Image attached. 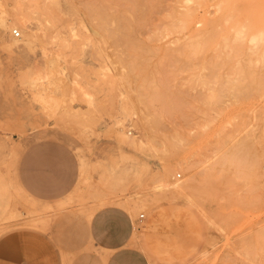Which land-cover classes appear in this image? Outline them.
<instances>
[{"label": "rangeland", "instance_id": "374dc122", "mask_svg": "<svg viewBox=\"0 0 264 264\" xmlns=\"http://www.w3.org/2000/svg\"><path fill=\"white\" fill-rule=\"evenodd\" d=\"M200 5L0 0V207L18 215L0 219V229H23L14 224L20 211L36 210L29 215L49 220L46 233L58 235L68 264H93L98 252L80 211L117 204L137 220L175 205L196 215L201 245L177 262L152 256V264H264V41L252 56L247 42L237 52L232 37L207 45ZM188 7L196 19L180 28ZM248 29L264 35L260 25ZM234 142L256 159L255 178L244 155L236 169L220 166ZM163 172L169 181L196 172L194 187L154 193ZM108 195L127 203L98 202Z\"/></svg>", "mask_w": 264, "mask_h": 264}, {"label": "crops", "instance_id": "0c3cea01", "mask_svg": "<svg viewBox=\"0 0 264 264\" xmlns=\"http://www.w3.org/2000/svg\"><path fill=\"white\" fill-rule=\"evenodd\" d=\"M27 196L32 197L29 193ZM31 212L36 210L20 211L25 216L14 223L23 229H0V264H68L67 252H61L58 235L54 239L46 233L49 220L29 215ZM16 216L15 209L8 204L0 207L1 220L10 222ZM80 221L88 240L97 248L93 264H152V256L177 262L191 256L202 241L196 215L175 205L158 207L148 218L136 220L125 207L109 204L92 212L80 211ZM138 222L141 225L136 231Z\"/></svg>", "mask_w": 264, "mask_h": 264}, {"label": "bare ground", "instance_id": "6f19581e", "mask_svg": "<svg viewBox=\"0 0 264 264\" xmlns=\"http://www.w3.org/2000/svg\"><path fill=\"white\" fill-rule=\"evenodd\" d=\"M201 5L200 6H204L205 7V10L203 11V16L201 18V23H202V27L204 28L205 30V33H206V36H205V42H209V41H213V40H216V41H222V42H227V45H228V40L232 37L234 38V40L239 44L238 47H240L239 50H237V52L239 51H243V48L241 45L245 44L246 42L249 43V50H252L250 52H253L251 53V56L252 54H254L255 52V49L254 47L255 46H259V48L261 47L260 46V43H262V41H264V35H261V34H250V35H246L244 34L245 30L247 31V28H249V32H250V29L251 28H255V27H258L259 25L262 26L264 28V0H197ZM210 1H212L214 6H215V14H212L211 16V13L210 11L208 10L209 8L206 9L207 5H211L209 4ZM198 4V3H197ZM199 6V7H200ZM198 9V8H196ZM204 9V8H203ZM208 12L210 13V15H208ZM175 16V14H174ZM179 16V14H178ZM177 16V17H178ZM181 16V15H180ZM195 16V10L194 8L192 9V7H188L186 9V11H184L182 13V16L180 17V24H181V27H189L191 24H192V21H193V18ZM176 17V16H175ZM2 19V18H1ZM0 19V25L1 26H4L5 25V22L3 20ZM196 19V18H195ZM198 19V18H197ZM199 21V20H198ZM197 22V21H196ZM175 23H177L175 21ZM174 23V24H175ZM198 23V22H197ZM173 24V23H171ZM179 23H177L178 25ZM193 28H197L195 27V24H193ZM180 26V25H179ZM173 27V26H172ZM201 27V26H200ZM175 28V26H174ZM230 28H235L236 30V33H232V35L235 34V36H232L231 34H229L230 32ZM246 28V29H245ZM189 29V28H188ZM191 29V28H190ZM224 30V32H222L221 30ZM244 29V30H243ZM199 31V30H198ZM196 30V32H198ZM233 31V30H232ZM233 31V32H235ZM244 31V32H243ZM261 32V31H259ZM264 34V31H262ZM200 33V32H199ZM247 33V32H245ZM256 33V31L254 32ZM192 35V34H191ZM194 35V34H193ZM198 38L200 39L201 37V33H200V36L197 35ZM195 37V36H194ZM196 38V37H195ZM201 40V39H200ZM199 40V41H200ZM203 40V39H202ZM224 40V41H223ZM233 40V41H234ZM204 41V40H203ZM231 41V40H230ZM198 42V41H197ZM221 42V43H222ZM224 42V44H225ZM232 42V41H231ZM202 43V42H201ZM214 43V42H213ZM233 43V42H232ZM203 44V43H202ZM218 45L220 44L219 42L217 43ZM236 44V43H235ZM200 45V43H199ZM207 45H209V43H207ZM234 45V44H233ZM202 46V45H201ZM204 46V45H203ZM226 46V45H225ZM209 47V46H208ZM226 47H229V46H226ZM225 47V48H226ZM237 47V46H236ZM235 47V48H236ZM237 47V48H238ZM202 48V47H201ZM218 48V47H217ZM234 46L232 47V49H235ZM258 48V49H259ZM215 49V47H214ZM219 49L218 48V52H219ZM217 50V49H216ZM230 50V48H229ZM231 54H228L227 57H229L230 55L232 56L233 53H234V50H231ZM223 52V51H222ZM225 52V51H224ZM228 52V51H227ZM230 52V51H229ZM228 52V53H229ZM236 52V51H235ZM258 51H256V54H257ZM264 53V52H263ZM220 54V52L218 53ZM225 54V53H223ZM222 54V55H223ZM248 54V53H247ZM262 54V53H261ZM209 55V54H208ZM238 55V54H237ZM241 55V53H240ZM231 56L229 58H231ZM248 57L250 56L247 55ZM237 57V56H236ZM240 57V56H239ZM257 57V55H256ZM261 59L263 58V56L261 55L260 56ZM227 58V60L229 59ZM250 58V57H249ZM255 58V56H254ZM260 59V60H261ZM226 60V58H225ZM226 60V61H227ZM230 60V59H229ZM244 60V59H242ZM247 60V59H246ZM250 59H248L249 61ZM254 60V59H253ZM253 60H250V61H253ZM264 60V58H263ZM247 61V63H249ZM256 63L258 60H256ZM133 62V61H132ZM238 62V60H237ZM236 62V64H238ZM264 62V61H263ZM141 63V62H139ZM145 63V62H143ZM142 63V64H143ZM214 63V62H213ZM246 63V62H245ZM255 63V62H254ZM255 63V64H256ZM262 63V62H261ZM135 64V63H133ZM138 64V63H137ZM140 64V65H142ZM243 65H245V67H247L246 65L247 64H244L242 63ZM251 64V63H250ZM253 64V63H252ZM138 65V66H140ZM236 66V65H235ZM252 66V65H251ZM257 66V65H256ZM136 67V65H135ZM239 67V66H238ZM243 67V68H245ZM249 67V66H248ZM246 68V70H250L249 68ZM253 68H251L252 70L255 69L254 67V64L252 66ZM240 68V67H239ZM238 68V69H239ZM257 68V67H256ZM262 68V67H261ZM261 68L259 70H261ZM234 70V68H232ZM134 70V69H133ZM236 70V69H235ZM243 70V69H242ZM264 70V69H263ZM238 71V70H237ZM155 89H153L154 91ZM156 91V90H155ZM152 93H156V92H152L151 90V95H153ZM158 94V95H157ZM160 93H156L154 96H159ZM157 97V98H158ZM155 98V97H154ZM155 98V99H157ZM161 98V97H160ZM162 99V98H161ZM160 99V101H161ZM159 100V99H158ZM223 147V146H222ZM244 155L245 156V165L244 166H247V170L250 174L251 177L255 178L256 176V171H255V164H256V159L250 157L249 153H248V148H247V144L246 143H232V145L229 147V148H226L223 153L219 156V160H220V166L225 168V167H230V168H238L239 166V163H240V159H241V156ZM242 156V157H244ZM218 160V161H219ZM179 166V164H178ZM177 166V167H178ZM193 170L192 167H190V170ZM196 175V172L192 173L191 174V178L187 179V180H184V181H169L167 178L168 174L167 173H162L160 174V177H159V181H160V184H159V187L154 191V193H160L159 190L161 189H166V190H169L171 191L172 193H175L177 195L179 194H185L189 189H192L194 187V180H192V177H194ZM17 193V192H16ZM140 201V199H138ZM148 202L150 201V204L154 205L155 207H157L160 203V199L157 198V196H150L149 198L147 197L146 199ZM67 202V201H66ZM65 201L61 202L60 205H62L61 207H63V203L64 206L68 203H66ZM98 202H102V203H106V202H115V203H127L122 197L118 198V197H115V196H112V195H108L107 197H101L100 200H98ZM101 203V204H102ZM100 204V205H101ZM131 205V204H130ZM161 205V204H160ZM103 206V205H101ZM101 206H98L97 208L101 207ZM125 207V206H124ZM97 208L93 209L92 211L96 210ZM127 208V207H126ZM133 208V207H132ZM128 209V208H127ZM129 210V209H128ZM84 211V210H83ZM85 211L86 212H92L91 210L85 208ZM12 217V216H11ZM186 225V224H185Z\"/></svg>", "mask_w": 264, "mask_h": 264}, {"label": "built area", "instance_id": "2783aa9c", "mask_svg": "<svg viewBox=\"0 0 264 264\" xmlns=\"http://www.w3.org/2000/svg\"><path fill=\"white\" fill-rule=\"evenodd\" d=\"M13 34L15 37H20L21 36V32L18 29H13ZM145 214L141 213L139 218H144Z\"/></svg>", "mask_w": 264, "mask_h": 264}]
</instances>
